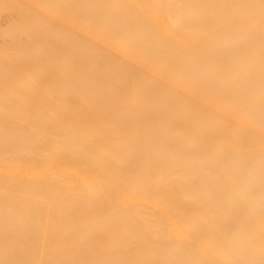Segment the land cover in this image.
I'll return each instance as SVG.
<instances>
[{
    "label": "bare ground",
    "instance_id": "6f19581e",
    "mask_svg": "<svg viewBox=\"0 0 264 264\" xmlns=\"http://www.w3.org/2000/svg\"><path fill=\"white\" fill-rule=\"evenodd\" d=\"M0 264H264V0H0Z\"/></svg>",
    "mask_w": 264,
    "mask_h": 264
}]
</instances>
